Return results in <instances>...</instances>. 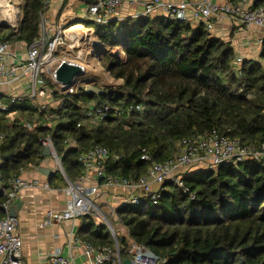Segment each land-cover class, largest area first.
I'll list each match as a JSON object with an SVG mask.
<instances>
[{
    "label": "trees",
    "instance_id": "obj_1",
    "mask_svg": "<svg viewBox=\"0 0 264 264\" xmlns=\"http://www.w3.org/2000/svg\"><path fill=\"white\" fill-rule=\"evenodd\" d=\"M20 9L16 26L0 20V35L4 41L30 45L40 38L41 15L47 6L45 0H23ZM81 20L95 27L103 65L123 82L101 86L82 74L74 92L60 93L49 79L54 95L62 98L56 110L40 111L28 97L12 102L0 95L10 106L9 111H0L4 115L17 111L32 122L36 114H58L54 125L35 122L28 128L0 123V131L6 133L0 153L7 157L0 170L6 178L21 166L45 159L42 140L47 137L70 178L83 170L81 151L96 145L110 151L109 172L138 179L153 162L173 158L185 137L215 129L245 145L264 142V46L259 58L243 57L236 63L234 43L217 37L203 22L166 16L128 17L106 24ZM88 85L104 92L86 91ZM102 103L110 105L108 117L89 123L83 105ZM68 139L79 147L68 145ZM145 154L149 159L143 158ZM182 180L187 192L168 179L158 203L144 199L118 207L117 215L128 229L118 238L122 258L129 257L131 238L164 264H264L263 162L247 159L196 169L184 173ZM5 200L0 192L1 218ZM77 235L96 246L115 248L108 227L93 215L81 218Z\"/></svg>",
    "mask_w": 264,
    "mask_h": 264
},
{
    "label": "built area",
    "instance_id": "obj_2",
    "mask_svg": "<svg viewBox=\"0 0 264 264\" xmlns=\"http://www.w3.org/2000/svg\"><path fill=\"white\" fill-rule=\"evenodd\" d=\"M53 1L45 0L46 6L49 7ZM137 1L140 6L130 17L166 16L183 22L196 24L203 22L212 33L214 30L213 18L222 16L230 17L241 28L251 26L264 28V0H240L236 3L232 0H185L178 3L172 0H96L94 3H87L83 10V17L92 19L99 24L121 20L123 18L117 17L120 8L125 3ZM47 23L45 13H42L41 37L28 45L26 53L22 56L13 55L10 51L11 43L4 41L0 35V86L9 87L11 84L27 79V88L31 90L29 94L9 96L12 102L23 101L25 97L37 99L52 95L53 91L46 83L44 75L52 73L53 76H56V71L63 62L75 63L80 65L83 70L86 69L85 64L80 62L84 56V52L81 50L77 53L76 58L56 56L57 49L66 44L69 32H67V28L61 26L47 30ZM256 44L264 46V38L260 36ZM242 59L243 57L238 55L236 63L241 62ZM77 78L70 85L62 84L57 79L55 82H59L62 92H74ZM39 109L40 111L47 110L48 104L42 103ZM137 109H140V106H137ZM9 110L10 106L0 100V111ZM109 112L110 105L107 103L84 106V116L92 124L106 119ZM56 119L58 120L57 114L45 112L44 115L39 116L38 121L46 124L50 121L54 122ZM65 119L68 120V118ZM21 124L28 128L33 127V122L25 119ZM5 138L6 133L0 131V147ZM42 143L44 147L51 150L50 156L57 160L65 176L67 184L63 191L68 199L62 210H47L40 226H59L65 221L79 220L87 214L100 219L108 227L115 242V248L96 246L89 241L82 240L85 252L92 259L93 264H122L123 260L118 238L122 235L121 226L126 227L118 217L116 207L111 206L109 213L102 209L99 204L102 200L101 186L127 188L129 192L126 200L123 199V201L128 205L141 203L144 199L151 200L156 204L161 197L162 186L168 179L176 181L184 188L185 192L188 191L182 180L183 174L188 170L215 169L224 163H240L247 159H256L264 164V142L258 145H245L240 139L213 129L205 135L185 137L180 143L178 153L173 158L163 162H153L147 172L138 179L125 178L109 172L106 161L110 157V151L106 146L96 145L81 151L79 161L83 166L84 173L74 181L66 175L61 158L57 154L51 138H45ZM66 143L77 146V143L71 139L66 140ZM143 158L149 159V155L145 154ZM24 173L25 167L22 166L16 174L6 178L0 170V192L6 197L2 203L5 216L0 217V264H25L24 241L18 232L20 220L18 216L11 215V210L19 198V192L30 187L50 188L48 182L37 178H26ZM89 174L93 175L96 183L87 182L91 181L88 179ZM192 197H194L193 194ZM73 237L79 240L74 234ZM127 254L134 264H164V260L150 248L131 238ZM39 264H75V262L73 257L64 255L61 249H56L47 254Z\"/></svg>",
    "mask_w": 264,
    "mask_h": 264
},
{
    "label": "crops",
    "instance_id": "obj_3",
    "mask_svg": "<svg viewBox=\"0 0 264 264\" xmlns=\"http://www.w3.org/2000/svg\"><path fill=\"white\" fill-rule=\"evenodd\" d=\"M65 0H54L53 3L47 7L45 10V16L48 20L47 30L50 28H59L64 27L60 20L62 16L68 11V7H72L73 5H79L81 8V12L86 8L87 1L85 0H68L64 4ZM173 2H182L185 0H172ZM139 2L135 3H125L121 8L117 15L120 16L121 20L117 21H125L128 17L132 15L139 8ZM80 14V13H79ZM59 17V19H58ZM80 19L82 18L79 17ZM1 23H5L1 18ZM214 30L213 34L217 37H220L224 40H231L235 45L236 55H241L242 57L249 58H259L261 49H254L256 41L261 36L264 38V28H260L257 26H251L249 28H241L237 23L233 22V20L228 16L222 17H214ZM18 23V22H17ZM17 23H10L11 26H15ZM83 20L80 25L83 24ZM70 25V24H69ZM87 29H93V27L88 26V24H83ZM68 26V25H67ZM66 28V27H64ZM42 33V29L40 28V35ZM41 37V36H40ZM240 42V45L238 44ZM71 39L66 41L64 46H60L59 49H71ZM28 45L25 42L18 41L11 43L10 51L13 55L22 56L26 53ZM100 56V53H98ZM94 57L101 61L96 54ZM85 58V57H84ZM84 64L85 61L81 60ZM87 67V64H85ZM87 70V69H86ZM84 73V72H83ZM81 76V75H80ZM79 76V77H80ZM77 78V81L79 79ZM46 78V77H45ZM49 80L46 78V83L50 87ZM53 81V80H52ZM53 83L57 84L58 92L62 93L60 89V84L53 81ZM28 80L23 79L16 84H11L9 87L0 86V95L11 96L14 94L24 95L26 93H31V90L27 88ZM29 98V97H28ZM35 105L39 108L42 103L48 104V108L57 109L61 103L62 98L54 95H47L43 98L33 99L30 98ZM2 101V99H0ZM86 104L83 105V107ZM84 109V108H83ZM50 110V109H49ZM52 113V112H51ZM53 113H56L55 111ZM57 114V113H56ZM58 115V114H57ZM39 115L36 114L33 124L38 121ZM28 120L24 114H20L19 112H8L7 114H3L0 112V123L5 125L6 127H11L14 123H21L23 120ZM29 121V120H28ZM56 121H50L46 124L54 125ZM89 122V121H88ZM40 123V122H39ZM90 123V122H89ZM4 132V130H2ZM5 141V140H4ZM2 142V145L4 144ZM1 145V146H2ZM79 147V146H77ZM1 149V147H0ZM1 155V153H0ZM40 163L31 162L23 167H25L24 177L29 179H39L43 182H48L50 185L49 189H44L42 187L38 188H24L19 192V198L15 203L13 208H16L17 203L22 202V206L18 210V218L20 220V225L18 228L19 234L23 237L24 241V262L25 264H39L41 260L49 253L56 249H61L64 255H69L73 257L75 264H93L92 259L86 254L84 245L82 244V240L78 237V229L81 226V218L75 221H65L61 223L59 226H45L41 227L40 224L45 218V214L47 210L59 211L62 210L68 199L67 195L64 193L63 188L66 186V179L63 175L59 165H54L51 162V156H44ZM3 156L1 155V163L4 162ZM22 167V166H21ZM57 167L59 170H57ZM47 169L49 174H45L41 171V169ZM83 168V166H82ZM196 170V169H195ZM193 171V170H188ZM66 173V172H65ZM83 170L80 175L75 176L74 178H70L71 180H78L80 176L83 174ZM67 175V174H66ZM91 181H87L88 183H96L92 174H89V178ZM156 186V185H155ZM102 192V200H100L99 204L102 209H104L107 213L111 210V206L120 207L125 204L124 201L128 195L129 190L124 187H106L101 186ZM124 199V201H123ZM120 201V202H119ZM123 201V203H121ZM114 218V216L112 215ZM121 236L127 235L128 229L123 228L121 226ZM72 232V233H71ZM73 234L79 240H76L73 237Z\"/></svg>",
    "mask_w": 264,
    "mask_h": 264
},
{
    "label": "rangeland",
    "instance_id": "obj_4",
    "mask_svg": "<svg viewBox=\"0 0 264 264\" xmlns=\"http://www.w3.org/2000/svg\"><path fill=\"white\" fill-rule=\"evenodd\" d=\"M23 0H0V18L5 22L4 24L10 25V23H17L20 16H21V9L20 3ZM82 8V7H81ZM81 8L79 5H73L72 7H68V11L62 16V18L58 21L63 24L64 27H67V32H69L68 37L71 39V49H57L56 56H67L68 58H76L77 53L79 50L84 52L83 60L87 67L83 73L84 76L92 77L96 80L98 84L101 86L107 85H118L121 84L123 81L115 79L105 68L102 63L98 61L97 57L95 58L94 55L99 56V49L101 48V42L96 34V30L94 27L92 30L87 29L83 24L77 25L81 23V19L79 17L83 14L81 12ZM80 13V14H79ZM59 19V17H58ZM70 24V25H69ZM17 24H15L16 26ZM68 25V26H67ZM73 26H77L76 30L68 31ZM240 45V42H238ZM254 49H262L263 46L259 44L255 46ZM85 57V58H84ZM82 62V61H80ZM50 73V72H49ZM50 75V76H49ZM49 75H44V77L56 81L57 77L53 76L52 73ZM55 80H54V78ZM53 78V79H52ZM59 83V82H57ZM54 167L58 165V162L55 158L50 159ZM97 222H101L100 219L96 218Z\"/></svg>",
    "mask_w": 264,
    "mask_h": 264
},
{
    "label": "water",
    "instance_id": "obj_5",
    "mask_svg": "<svg viewBox=\"0 0 264 264\" xmlns=\"http://www.w3.org/2000/svg\"><path fill=\"white\" fill-rule=\"evenodd\" d=\"M83 74V69L80 65L71 63V62H63L56 71V77L57 81H59L62 84L70 85L73 84L77 77ZM86 91L94 92L96 94H101L104 92L103 89L95 86V85H88L86 87ZM43 155L48 157L51 155V150L48 147L44 148ZM7 157L3 156V159H6ZM57 170L59 168L57 167ZM41 171L45 174H49V171L47 169H41ZM22 206V202L17 203L16 208H13L11 210V215L17 216L18 210ZM122 264H134L131 258L127 257L122 260Z\"/></svg>",
    "mask_w": 264,
    "mask_h": 264
},
{
    "label": "bare ground",
    "instance_id": "obj_6",
    "mask_svg": "<svg viewBox=\"0 0 264 264\" xmlns=\"http://www.w3.org/2000/svg\"><path fill=\"white\" fill-rule=\"evenodd\" d=\"M77 25H80V24H77ZM77 26H73L72 28H70L68 31H73V30H76L77 28H76Z\"/></svg>",
    "mask_w": 264,
    "mask_h": 264
}]
</instances>
